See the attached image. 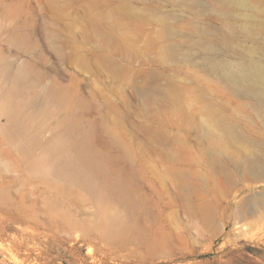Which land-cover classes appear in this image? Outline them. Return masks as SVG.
Instances as JSON below:
<instances>
[{"label": "rangeland", "instance_id": "374dc122", "mask_svg": "<svg viewBox=\"0 0 264 264\" xmlns=\"http://www.w3.org/2000/svg\"><path fill=\"white\" fill-rule=\"evenodd\" d=\"M107 1L0 0V264H264V219L246 232L217 210L216 170L184 129L198 94L240 101L200 59L170 63L156 47L159 21L182 36L199 22L163 0H130L153 9L141 27L113 19ZM103 23L127 53L104 46ZM170 80L183 100L167 106ZM61 155L88 175L55 174Z\"/></svg>", "mask_w": 264, "mask_h": 264}, {"label": "bare ground", "instance_id": "6f19581e", "mask_svg": "<svg viewBox=\"0 0 264 264\" xmlns=\"http://www.w3.org/2000/svg\"><path fill=\"white\" fill-rule=\"evenodd\" d=\"M163 1L189 10L200 24L182 36L180 30L169 26L166 20L159 21L155 41L163 57L170 63L183 60L195 64L196 59H200L203 68L222 89L240 101L236 106L218 104L212 93L202 92L197 96L201 107L186 112L184 129L188 138L191 134L196 137L195 143L187 144L196 146L204 161L216 170L217 210L228 212L236 226L244 222L243 230L247 232L264 219V124L258 122L259 116H264V0ZM109 4L113 6L112 18L116 15L119 20L141 22L138 23L141 27L143 22L155 21L153 9L139 11L130 0H108ZM103 24L98 31L104 46H112L113 53H127L125 40L117 39L113 28ZM179 37L184 40L182 44L176 41ZM150 40L153 44V38ZM103 57L104 63L116 65L111 56ZM170 83L172 90L165 101L167 106L176 104L182 94L174 80ZM141 97L148 101L152 98L151 92L143 91ZM246 106L252 107L255 113L247 112ZM237 116L244 119L251 133L238 129ZM169 157L175 160L172 154ZM82 160L84 166L85 162L89 163L88 155ZM53 172L74 180L88 175V171L81 170L79 162L68 155L55 160ZM205 201L199 209L206 223L213 224L217 219L215 206Z\"/></svg>", "mask_w": 264, "mask_h": 264}]
</instances>
